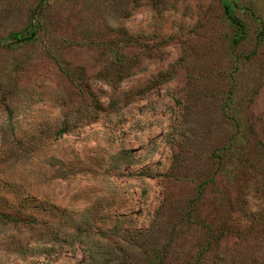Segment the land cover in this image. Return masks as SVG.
Instances as JSON below:
<instances>
[{
  "label": "rangeland",
  "instance_id": "374dc122",
  "mask_svg": "<svg viewBox=\"0 0 264 264\" xmlns=\"http://www.w3.org/2000/svg\"><path fill=\"white\" fill-rule=\"evenodd\" d=\"M40 2L0 0V264H264V0Z\"/></svg>",
  "mask_w": 264,
  "mask_h": 264
},
{
  "label": "trees",
  "instance_id": "16d2710c",
  "mask_svg": "<svg viewBox=\"0 0 264 264\" xmlns=\"http://www.w3.org/2000/svg\"><path fill=\"white\" fill-rule=\"evenodd\" d=\"M46 0H41V4L44 3ZM234 5L233 3L227 2V1H223L222 2V9H223V13L225 15L226 20L228 21L229 25L231 26V28L233 29L234 33L233 36L231 38V44L233 47H238L239 45L243 44L244 41L246 40L247 37V30H246V26L244 25V23L235 15L234 13ZM33 31L30 32H25V33H13L10 35V38L13 39L14 42H25L29 39L32 38L33 36ZM258 36H264V31L260 30V32L258 33ZM125 61V57L121 56L120 54L115 53L114 54V62L117 64H123ZM65 130V129H62ZM206 183L203 182L198 186V190H199V194L201 189L203 188V186ZM0 218H2L3 220L7 221V222H14L16 221V218L11 217V216H6V215H0ZM160 261V256L154 252V254L150 255L147 259V264H159ZM158 261V263H157Z\"/></svg>",
  "mask_w": 264,
  "mask_h": 264
}]
</instances>
